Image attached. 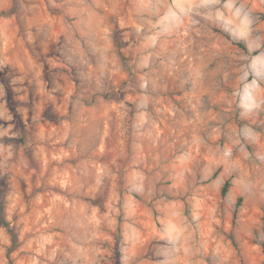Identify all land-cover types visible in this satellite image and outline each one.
<instances>
[{
	"label": "rangeland",
	"instance_id": "obj_1",
	"mask_svg": "<svg viewBox=\"0 0 264 264\" xmlns=\"http://www.w3.org/2000/svg\"><path fill=\"white\" fill-rule=\"evenodd\" d=\"M0 205V264H264V0H0Z\"/></svg>",
	"mask_w": 264,
	"mask_h": 264
},
{
	"label": "trees",
	"instance_id": "obj_2",
	"mask_svg": "<svg viewBox=\"0 0 264 264\" xmlns=\"http://www.w3.org/2000/svg\"><path fill=\"white\" fill-rule=\"evenodd\" d=\"M239 45L243 48H246L244 44L242 43H239ZM231 186V180L230 179H227L226 182L224 183L222 189H221V193L223 196H226V194L228 193L229 191V188ZM241 201H242V198H239L238 201H237V204H236V209H235V213H234V220H233V223L236 222V218H237V215H238V211H239V208L241 206ZM1 207V205H0ZM3 222L5 223L6 227L9 229V231L11 232V234L13 235V238H14V243L17 239V234L15 232V230L12 228V226L4 219Z\"/></svg>",
	"mask_w": 264,
	"mask_h": 264
}]
</instances>
